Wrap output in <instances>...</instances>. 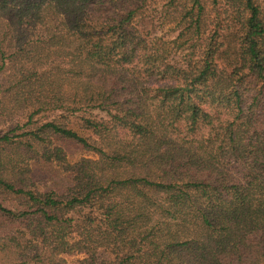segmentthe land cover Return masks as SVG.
I'll list each match as a JSON object with an SVG mask.
<instances>
[{
  "label": "trees",
  "instance_id": "obj_1",
  "mask_svg": "<svg viewBox=\"0 0 264 264\" xmlns=\"http://www.w3.org/2000/svg\"><path fill=\"white\" fill-rule=\"evenodd\" d=\"M0 264H264V0H0Z\"/></svg>",
  "mask_w": 264,
  "mask_h": 264
},
{
  "label": "rangeland",
  "instance_id": "obj_2",
  "mask_svg": "<svg viewBox=\"0 0 264 264\" xmlns=\"http://www.w3.org/2000/svg\"><path fill=\"white\" fill-rule=\"evenodd\" d=\"M162 4L159 2L157 4V7L153 9L154 13H153V16H154V20H155V23H156V27H158L157 29H159L162 25V21H161V15L159 13V9H160V6ZM165 30V29H164ZM163 30V31H164ZM166 34V33H165ZM67 152L68 154L70 155V159H73L72 161H76V159H78L80 156H82V151H80L79 149H73V148H68L67 149ZM85 155V157H87V154H83ZM40 166V165H39ZM38 166V167H39ZM40 167H44L43 165H41ZM73 259H69V261H72Z\"/></svg>",
  "mask_w": 264,
  "mask_h": 264
}]
</instances>
